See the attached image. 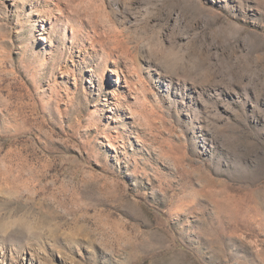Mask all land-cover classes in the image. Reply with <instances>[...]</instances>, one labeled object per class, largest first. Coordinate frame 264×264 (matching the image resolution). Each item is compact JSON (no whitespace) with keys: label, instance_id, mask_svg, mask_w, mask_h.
<instances>
[{"label":"rangeland","instance_id":"374dc122","mask_svg":"<svg viewBox=\"0 0 264 264\" xmlns=\"http://www.w3.org/2000/svg\"><path fill=\"white\" fill-rule=\"evenodd\" d=\"M0 264H264V0H0Z\"/></svg>","mask_w":264,"mask_h":264}]
</instances>
